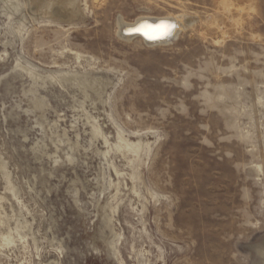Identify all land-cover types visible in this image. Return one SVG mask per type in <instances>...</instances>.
Returning <instances> with one entry per match:
<instances>
[{
  "label": "rangeland",
  "instance_id": "374dc122",
  "mask_svg": "<svg viewBox=\"0 0 264 264\" xmlns=\"http://www.w3.org/2000/svg\"><path fill=\"white\" fill-rule=\"evenodd\" d=\"M0 264H264V0H0Z\"/></svg>",
  "mask_w": 264,
  "mask_h": 264
},
{
  "label": "bare ground",
  "instance_id": "6f19581e",
  "mask_svg": "<svg viewBox=\"0 0 264 264\" xmlns=\"http://www.w3.org/2000/svg\"><path fill=\"white\" fill-rule=\"evenodd\" d=\"M76 2V1H75ZM67 3V2H66ZM69 4V3H68ZM79 5V4H77ZM73 9V8H72ZM76 11L77 13V9L74 10ZM75 14V13H73ZM80 14V13H79ZM184 16V15H183ZM182 17V16H181ZM181 17H174V16H169L167 18H163V19H151V18H140L138 19L137 21H135L134 23L132 24H126V23H123L122 20L119 21V26H120V29H121V32L126 29V28H130V27H134L136 26L137 24H139L140 22L144 21V20H151L153 22H156L158 20H166L170 23H175V25H177V28L175 30H173L172 27H169V25H172L170 23H167L165 25H161V26H157V27H145V29L142 31V33L145 35V36H148L150 35V37H155V35H157V39L159 40V42H155V43H148L145 41V39L143 37H140V36H123V38H126V39H132V38H141L144 42H146L147 44H150V45H163V44H166L168 42H171L172 39L170 38H167L169 35L170 36H173V38H175L177 35H179V33L181 31L184 30V28H187V26H190L191 25V22L190 20H186L185 18H181ZM183 29V30H182ZM138 31V30H137ZM163 32V33H162ZM160 33V34H159ZM162 33V35H161ZM167 38V39H165ZM161 39H165L164 41H160Z\"/></svg>",
  "mask_w": 264,
  "mask_h": 264
},
{
  "label": "water",
  "instance_id": "95a60500",
  "mask_svg": "<svg viewBox=\"0 0 264 264\" xmlns=\"http://www.w3.org/2000/svg\"><path fill=\"white\" fill-rule=\"evenodd\" d=\"M167 23H170L166 20H158L156 22H153L151 20H144L142 22H140L139 24H137L134 27H130V28H126L122 31V35L123 36H140L143 37L145 39L146 42L148 43H155V42H159V40L157 39V35H155V37H150V35L145 36L142 31L145 29V27H157V26H161V25H165ZM172 24V28L173 30H175L177 28V25H175V23H170ZM138 30V31H137ZM163 33V32H162ZM161 33V35H162ZM160 34V33H159ZM173 36H168L167 38L172 39ZM165 38V39H167ZM165 39H161L160 41H164Z\"/></svg>",
  "mask_w": 264,
  "mask_h": 264
},
{
  "label": "snow or ice",
  "instance_id": "6c2138e0",
  "mask_svg": "<svg viewBox=\"0 0 264 264\" xmlns=\"http://www.w3.org/2000/svg\"><path fill=\"white\" fill-rule=\"evenodd\" d=\"M169 27H172L171 25H169Z\"/></svg>",
  "mask_w": 264,
  "mask_h": 264
}]
</instances>
